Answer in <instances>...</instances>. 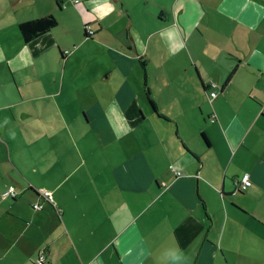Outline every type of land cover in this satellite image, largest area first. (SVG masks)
<instances>
[{"label": "crops", "instance_id": "1", "mask_svg": "<svg viewBox=\"0 0 264 264\" xmlns=\"http://www.w3.org/2000/svg\"><path fill=\"white\" fill-rule=\"evenodd\" d=\"M1 66L30 109L0 123L51 130L22 162L53 203L0 176L23 192L0 194V264H264V0H0Z\"/></svg>", "mask_w": 264, "mask_h": 264}, {"label": "rangeland", "instance_id": "2", "mask_svg": "<svg viewBox=\"0 0 264 264\" xmlns=\"http://www.w3.org/2000/svg\"><path fill=\"white\" fill-rule=\"evenodd\" d=\"M173 0H161V2L163 4H167L170 5L172 3ZM9 17H6L4 21H6V19L8 20ZM58 31H61V28H59ZM170 45H172V41H170ZM89 49V45L85 44L84 46H82V48L80 49V53L82 54H87ZM84 64H88V68L89 66H91L93 63L91 62V56H90V61H86ZM104 66L108 67L110 66V61L108 59V56L105 55L104 57ZM194 71V69H193ZM7 72V74H6ZM27 74V73H26ZM8 75V77H7ZM8 78L10 85L7 84V86L9 88L11 87H15V84L13 82V79L10 75V73L7 71L6 68H3L2 66L0 67V115H2V117H8L5 116L3 113L5 112V110H8V108H10L11 110H13L14 115H16L17 117H19L23 122L27 123V121H25V119H27L26 117L27 114H23V111H21V109L29 110L30 107L28 105L22 106V107H18V106H8V102H10L9 100H7L6 98H8L7 96L4 95V93L7 91L6 89L3 88V84L5 83V79ZM27 84V83H26ZM28 88H32L33 89V83L32 80L30 79V81L28 82ZM8 94V91H7ZM12 94V91L9 93ZM11 97V96H9ZM74 107L77 109L78 113L80 114V109H79V101H77L76 105H74ZM5 109V110H4ZM57 110V117H60V115H62V117H70L68 110L65 107H60L57 106L56 107ZM55 110V111H56ZM41 111H42V106H41ZM27 113V111H26ZM60 114V115H59ZM55 116L53 114V111L51 109V111L46 112V116L45 117H52ZM0 117V118H2ZM79 117H81L79 115ZM8 119V118H7ZM80 119V118H79ZM10 124V123H9ZM14 126V124H12ZM26 125V124H25ZM51 130L49 129L48 125H45L42 122H36L35 124H30V125H26L25 129H18L15 127H6V125H2L0 123V154L1 152H5L7 154V156H1L0 155V176L2 178H5L7 173H10L16 181L20 182V184L22 185H26V184H32L33 181L38 182L39 186H37L36 184L34 185L37 189L39 194L41 195L42 190L41 189V185L39 183L40 180L38 178H36L32 173H31V169L32 167L23 163V160H28L29 158H36L38 157L37 152L39 150H44V148H48L46 146H49V144L53 143V140L49 141V135H50ZM21 136H25V139H20ZM58 136H62V134H58ZM69 144V142L67 141L66 138H58L57 139V146L60 148H63V145H67ZM35 148V150L33 149ZM41 148V149H39ZM47 155H50V153H47ZM42 156V154H41ZM43 179H48L47 176H44ZM45 186H49V184H44ZM0 188L2 189L0 194L3 195L6 193L7 187L4 185V183H0ZM22 188H15L17 194H20V190ZM15 192V193H16ZM23 193V192H22ZM21 193V194H22ZM20 194V195H21ZM20 195H18V198L20 197ZM17 198V199H18ZM27 201L26 197L23 196L21 199V201ZM3 201H10L9 198H3ZM3 227V229L5 228V223H2L0 226V229Z\"/></svg>", "mask_w": 264, "mask_h": 264}, {"label": "trees", "instance_id": "3", "mask_svg": "<svg viewBox=\"0 0 264 264\" xmlns=\"http://www.w3.org/2000/svg\"><path fill=\"white\" fill-rule=\"evenodd\" d=\"M56 26H57V20L52 15H50V16L41 17L35 20L23 22L19 25L18 28H19V32L22 36L23 41L25 43H29L32 40L38 38L39 36L49 32L51 29L55 28ZM85 35L87 38L92 37V35L91 36L88 35L87 32L85 33ZM209 97H210V94H209ZM14 197L15 196H12L11 198H14Z\"/></svg>", "mask_w": 264, "mask_h": 264}, {"label": "built area", "instance_id": "4", "mask_svg": "<svg viewBox=\"0 0 264 264\" xmlns=\"http://www.w3.org/2000/svg\"><path fill=\"white\" fill-rule=\"evenodd\" d=\"M76 3L78 1H75ZM86 32L88 33V35H93V31L91 30V28L89 26L85 27ZM210 88L211 90H214L216 88V85L214 83H210ZM216 96V93L214 91H212L210 93V97L214 98ZM178 176H180V173H177ZM251 186V181H250V177L248 174H245L241 177L239 183H238V189L241 191L246 190L247 188H249ZM41 195L43 196L44 200L48 203H53V199L51 194L48 191H42ZM12 197L15 196V192L13 190V188H10L6 191L5 194H3V197ZM33 208L36 210H41L42 206L39 204H35L33 205ZM38 264H43V256H40V260L38 261Z\"/></svg>", "mask_w": 264, "mask_h": 264}, {"label": "bare ground", "instance_id": "5", "mask_svg": "<svg viewBox=\"0 0 264 264\" xmlns=\"http://www.w3.org/2000/svg\"><path fill=\"white\" fill-rule=\"evenodd\" d=\"M89 37V36H88ZM252 185V184H251Z\"/></svg>", "mask_w": 264, "mask_h": 264}]
</instances>
